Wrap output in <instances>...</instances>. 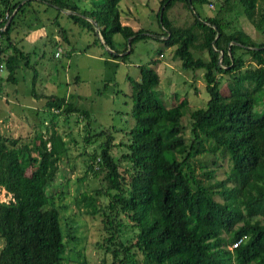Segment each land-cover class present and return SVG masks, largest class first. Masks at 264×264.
Wrapping results in <instances>:
<instances>
[{
  "label": "trees",
  "instance_id": "16d2710c",
  "mask_svg": "<svg viewBox=\"0 0 264 264\" xmlns=\"http://www.w3.org/2000/svg\"><path fill=\"white\" fill-rule=\"evenodd\" d=\"M21 1L0 0V40L5 42L0 45V69L8 71L6 81L12 84L19 67H33L20 43L42 21L39 13L49 8L58 12L46 19L66 42L60 13L94 32L100 55L115 60L124 62L134 43L148 33L123 22L131 12L122 8V0H86L89 7L80 5L81 0ZM210 3L159 0L151 8L161 28L156 39L174 47L173 56L183 69L204 70V107L190 109L186 99L166 106L156 91L157 71L143 64L139 79L126 76L133 122L125 128L92 133L87 110L65 96L42 93L35 96L44 99L41 113L49 117L34 124L31 145L10 132L0 134V264L64 260L65 225L48 189L69 151L66 136L57 129L70 115L83 125V142L103 138L92 151L81 152L86 173L99 179L100 186L92 193L80 192L74 202L86 214L101 215L104 236L97 248L110 256L108 264H264V0H219L208 15L196 9ZM176 6L188 15L171 16ZM241 16L261 37L244 30ZM97 32L112 50L128 52H107ZM56 34H51L54 46ZM57 48L55 58L64 55L61 51L56 56ZM37 78L35 71L32 81ZM70 139L78 143L74 136ZM221 160L226 168L218 178Z\"/></svg>",
  "mask_w": 264,
  "mask_h": 264
},
{
  "label": "rangeland",
  "instance_id": "374dc122",
  "mask_svg": "<svg viewBox=\"0 0 264 264\" xmlns=\"http://www.w3.org/2000/svg\"><path fill=\"white\" fill-rule=\"evenodd\" d=\"M218 1L210 0L214 5L213 8L208 4L196 5V9L201 15L211 14L217 8ZM78 2L82 3L83 7H89L86 0ZM146 2H149V6L145 5ZM120 4L123 9L126 7L130 10L131 15L128 17L133 25L136 24L148 32L146 38L134 43L132 52L124 62L112 59L107 54L100 55L103 51L96 41L95 33L78 23L71 22L60 13L59 25L67 30L69 39L67 44L59 35L57 26L46 19L47 16L53 18L58 11L49 8L39 13L42 21L34 22L35 26L30 27L20 43L26 53L31 50L29 60L33 67H19L15 73L17 82L13 84L6 81L8 71L5 68L0 69V118H2L0 134L12 133L13 128H16L18 136L31 145L36 131L34 124L39 125L44 118L49 117L45 112L39 113V116L36 114L38 106L34 103L40 107L44 99L40 101L34 95L42 93L65 96L77 107L87 110L91 119L89 131L92 133L101 129L113 132L114 129L125 128L133 122L129 98L131 86L126 81V76L139 79L138 66L143 64H150L149 66L157 71L159 83L156 91L166 106L174 105L182 99L187 100L190 109L206 105L208 93L204 70L183 69L181 61L173 56L174 47H165L155 37L156 33H161V28L151 8L155 10L159 6V0H122ZM178 13L188 15V12L179 6L174 7L170 15L175 17ZM31 20L33 22V18ZM239 20L245 31L253 34L254 37H261L243 16ZM43 22L46 25H42ZM38 33L41 37L33 35ZM52 33L59 35L61 48L62 43L65 45V49L62 48L65 53L59 58L53 56L55 46L50 42ZM115 39L121 40V36L116 35ZM4 43L0 40V45ZM154 59H157V62L153 65L151 61ZM34 70L38 77L35 82L32 81ZM221 90L224 94L227 93L226 84H222ZM2 96H6L8 100ZM186 122L184 116L183 123ZM47 125H50L49 122ZM82 127V123L75 122L74 115L69 116L67 123H59L57 130L66 136L64 139L70 147L67 155L59 161L58 173L48 191L52 194L53 204L60 210L63 227L65 225V231L63 228L62 230L66 234V249L62 264H103V258L106 260L104 264H108L110 256L97 248V242L104 236L101 215L86 214L84 207L79 208L74 202L80 192L92 193L100 186L99 179L93 177L91 172L86 173V156L81 155V152L92 151L103 138L97 137L92 144L83 142ZM51 129L46 137L50 135ZM41 130L47 132L44 127H41ZM72 136L78 143L70 139ZM51 143L50 141L48 145ZM222 162L224 167L218 170V178L224 177L226 162ZM1 197L7 199L4 191ZM68 225L72 227L69 228ZM1 246L0 240V248Z\"/></svg>",
  "mask_w": 264,
  "mask_h": 264
},
{
  "label": "crops",
  "instance_id": "0c3cea01",
  "mask_svg": "<svg viewBox=\"0 0 264 264\" xmlns=\"http://www.w3.org/2000/svg\"><path fill=\"white\" fill-rule=\"evenodd\" d=\"M80 4V3H79ZM80 5H82V3L80 4ZM126 9V8H125ZM127 11L128 12H130V10L129 9H127ZM131 14V13H130ZM129 15H126L125 17H123V22L124 23H126V24H131L134 28H137L138 27V25L136 26V24H134L133 25V23L132 22H130V20H129V17H128ZM41 33V32H40ZM40 33H38V34H33V35H39L40 37H41V35H40ZM45 32H43V34H44ZM54 38H55V40H56V42H57V45L55 46V50H56V48L59 46V43H60V37H59V35L58 34H56V35H54ZM40 39V38H39ZM31 40H33V39H31ZM69 40V39H68ZM69 42H67V44H68ZM65 45L62 43V48L63 49H65V47H64ZM120 46H122L121 44H120ZM59 47H61V46H59ZM63 52L62 53H65L64 52V50H62ZM85 52V51H84ZM28 53H31L32 54V52H31V50L28 52ZM100 57H102V56H100ZM104 61H106V59H103ZM56 83H57V85H59V82L56 80ZM45 95H46V93H44ZM34 95V94H33ZM35 96V95H34ZM59 96H62V95H59ZM3 98H7L6 96L4 97V96H2ZM36 97V96H35ZM5 100H8V98L7 99H5ZM38 100H40V101H42L43 99H38ZM1 105V104H0ZM34 105L35 106H38V111H40V113L42 112V111H44V109H43V102H42V104H40V107H39V105H37V104H35L34 103ZM31 107H33V106H31ZM35 108V107H34ZM33 108V109H34ZM2 118H0V121H2L1 120ZM7 126V125H6ZM9 126V125H8ZM12 128V127H11ZM17 131V129L16 128H13V132H12V134L13 135H15V136H18V133L16 132Z\"/></svg>",
  "mask_w": 264,
  "mask_h": 264
},
{
  "label": "water",
  "instance_id": "95a60500",
  "mask_svg": "<svg viewBox=\"0 0 264 264\" xmlns=\"http://www.w3.org/2000/svg\"><path fill=\"white\" fill-rule=\"evenodd\" d=\"M25 1H26V0H22L21 3L25 2ZM64 12H66V13H70L71 11H64ZM74 13H75V12H74ZM87 18H88V17H87ZM10 19H11V16H10V18L8 19L7 23L10 21ZM88 19L92 22V24H93V26L95 27V29L98 30V28H97V26H96V22L93 21V20H91L90 18H88ZM0 29H1V28H0ZM97 35H98V37H99V39H100V42L103 44L104 49H105L107 52L112 53V54H117V55L125 54L126 52H128V50H127V51H125V52H123V53H117L116 51L112 50L110 47H108V46L104 43V40H103V38H102V36H101V34H100L99 32H97ZM127 43H128V46H130L129 39H128ZM233 43H236V42L233 41V42H231L229 45H231V44H233ZM221 57H222V55L220 54V58H219V60L221 59Z\"/></svg>",
  "mask_w": 264,
  "mask_h": 264
},
{
  "label": "built area",
  "instance_id": "2783aa9c",
  "mask_svg": "<svg viewBox=\"0 0 264 264\" xmlns=\"http://www.w3.org/2000/svg\"><path fill=\"white\" fill-rule=\"evenodd\" d=\"M209 6H210V8L214 7L213 3H210ZM61 51H62V48L58 47L55 55L56 56L59 55L61 53ZM242 239L243 238H240V239L236 240L234 243H232V245L229 248L232 249V248L236 247L242 241Z\"/></svg>",
  "mask_w": 264,
  "mask_h": 264
}]
</instances>
